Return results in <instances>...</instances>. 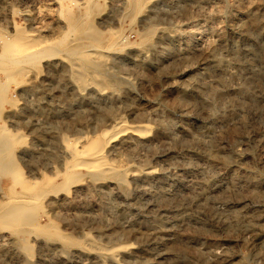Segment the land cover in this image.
<instances>
[{
  "label": "rangeland",
  "instance_id": "obj_1",
  "mask_svg": "<svg viewBox=\"0 0 264 264\" xmlns=\"http://www.w3.org/2000/svg\"><path fill=\"white\" fill-rule=\"evenodd\" d=\"M0 68V264H264V0H0Z\"/></svg>",
  "mask_w": 264,
  "mask_h": 264
},
{
  "label": "bare ground",
  "instance_id": "obj_2",
  "mask_svg": "<svg viewBox=\"0 0 264 264\" xmlns=\"http://www.w3.org/2000/svg\"><path fill=\"white\" fill-rule=\"evenodd\" d=\"M129 1V0H128ZM158 1V0H157ZM90 2V1H89ZM88 2V3H89ZM129 4V3H128ZM138 8V7H137ZM143 8V7H142ZM88 11V10H87ZM88 13V12H87ZM71 14L69 13V16H70ZM73 15V14H72ZM89 19V18H88ZM69 29V28H68ZM67 30V29H66ZM73 30V29H72ZM22 35V34H21ZM70 37V36H69ZM8 40H10V39H8ZM7 40V41H8ZM42 42V41H41ZM6 44H7V46L9 45L10 47L12 46V41H9V42H5ZM40 43V42H39ZM38 43V44H39ZM62 43V42H61ZM6 44H4V47H5V45ZM37 44V45H38ZM36 44L35 45H33V46H37ZM75 45H77V44H75ZM23 46H25V45H23ZM31 46V45H30ZM83 46V45H82ZM85 46V45H84ZM32 47V46H31ZM31 47H26V49L27 50H24V51H26L24 54H25V57H26V61L27 60H29V59H27L28 57L30 58H32V56L35 54V51L33 52V51H31ZM78 47V46H77ZM93 47V46H92ZM2 48V47H1ZM7 48V47H6ZM37 48V47H36ZM78 48H80V47H78ZM94 48V47H93ZM150 48V47H149ZM5 49V48H4ZM3 49V50H4ZM7 49H9V48H7ZM7 49H5V50H7ZM35 49V48H34ZM38 49V48H37ZM70 49V48H69ZM72 49V48H71ZM11 49H9V50H7V51H10ZM68 50V49H67ZM80 50H82V48L80 49ZM79 50V51H80ZM41 52V51H40ZM63 52V51H62ZM11 53V52H10ZM68 53H70V55H73V54H76V53H78V49L76 48V47H73V49L72 50H70ZM64 54H65V52H64ZM67 54V53H66ZM65 54V55H66ZM144 54V53H143ZM68 55V54H67ZM6 56V55H5ZM4 56V57H5ZM20 56V55H19ZM18 56V57H19ZM22 56V55H21ZM10 58V57H9ZM25 58H23V60H24ZM7 60V59H6ZM9 60V59H8ZM7 60V61H8ZM17 62V61H16ZM11 63V62H10ZM28 63V62H27ZM5 64V63H4ZM18 64V63H17ZM26 64V63H25ZM89 65V64H88ZM14 66V65H13ZM12 66V67H13ZM17 66V65H16ZM81 66H84V65H81ZM89 66H92V65H89ZM14 68V67H13ZM82 68V67H81ZM1 69V68H0ZM6 69V68H5ZM83 69H84V67H83ZM92 70V69H91ZM247 70V69H246ZM78 71H81V70H78ZM86 72V71H85ZM83 73V75L84 74H86V73ZM91 72V71H90ZM245 72V71H244ZM250 72V71H249ZM77 76V75H76ZM73 77V76H72ZM80 77V76H79ZM249 78V77H248ZM251 80V79H250ZM93 82V81H92ZM255 84V83H254ZM247 92H249V91H247ZM219 96V95H218ZM260 104V103H259ZM256 107V106H255ZM241 112V111H240ZM111 117V116H110ZM120 120V119H119ZM145 130V129H144ZM4 133V132H3ZM139 135V134H138ZM8 136L9 135H7V139H8ZM3 138V137H2ZM1 138V139H2ZM10 140V139H9ZM83 143V142H82ZM107 142H105V141H102V139H100L99 137H94V138H90V139H88L87 140V142H86V144L84 145V147H83V151H81V153H78V156L81 154V155H83V158L85 157V160L83 161L82 159H80V160H75L76 162H78L79 163V161H81V162H83L84 163V165H86L85 164V162H88V164L90 163L91 165V167H95V168H100V167H102L103 169H106V168H109L108 167V165H107V163L105 162V160L103 159V154H104V147H105V144H106ZM6 145V144H5ZM70 145V147L73 149V150H76V147L74 146V143H71V144H69ZM124 145V144H123ZM137 145V144H136ZM109 146V145H108ZM131 146V145H130ZM218 147V146H217ZM216 147V148H217ZM1 148V147H0ZM1 150V149H0ZM212 150V149H211ZM210 151V150H209ZM1 152V151H0ZM215 153V152H214ZM2 155H3V153H2ZM117 157V156H116ZM116 160V159H115ZM240 160V159H239ZM127 162V161H126ZM71 163H72V161H71ZM123 163V162H122ZM70 164V163H69ZM88 166V165H87ZM89 167V166H88ZM122 168V167H121ZM153 169V168H152ZM166 171V170H165ZM113 173H114V175H117V176H120V177H122V179L124 178V175H123V173L124 172H122V171H120V170H114L113 171ZM97 175V174H96ZM11 176V175H10ZM183 176V175H182ZM93 177V176H92ZM99 177V176H98ZM196 177V176H195ZM83 178V177H82ZM192 179V178H191ZM79 180V179H78ZM231 181V180H230ZM23 183V182H22ZM184 184V183H183ZM65 185V184H64ZM60 186V185H59ZM65 186H67V185H65ZM145 186V185H144ZM10 188V187H9ZM50 188V187H49ZM235 188V187H234ZM61 189H63V188H61ZM102 189V188H101ZM78 190V189H77ZM157 190V189H156ZM208 190V189H207ZM33 192V191H32ZM36 192V191H35ZM73 192V191H72ZM54 193V192H53ZM57 193V192H56ZM55 193V194H56ZM41 194H43V193H41ZM125 194V193H124ZM156 194V193H155ZM161 195H162V193H161ZM210 195V194H209ZM17 196V195H16ZM169 196V195H168ZM180 196V195H179ZM200 196V195H199ZM23 197V196H22ZM37 197V196H36ZM42 197H44V196H42ZM10 198H12V196L10 197ZM33 198V197H32ZM157 198V197H156ZM29 199V198H28ZM40 199V198H39ZM145 199H147V198H145ZM15 200V199H14ZM32 200V199H31ZM151 200V199H150ZM159 200V199H158ZM161 200V199H160ZM187 200V199H186ZM214 200V199H213ZM19 202V201H18ZM14 203V202H13ZM17 203V202H16ZM10 204V203H9ZM8 204V205H9ZM18 204H16V206H17ZM137 205V204H136ZM15 206V205H14ZM141 206V205H140ZM5 207V206H4ZM10 207V206H9ZM186 209V208H185ZM123 215V214H122ZM149 217V216H148ZM128 219V218H127ZM168 221V220H167ZM159 229V228H158ZM157 229V230H158ZM151 231H153V230H151ZM23 248H27V249H29V251L31 250V245L28 243V242H24V244H23V246H22ZM122 247V246H121ZM30 253V252H29ZM115 253V252H114ZM113 254V253H112ZM116 254H117V251H116ZM111 256V255H110ZM68 258V257H67ZM111 258V257H110ZM61 259V258H60ZM57 260V259H56ZM102 264V263H101Z\"/></svg>",
  "mask_w": 264,
  "mask_h": 264
}]
</instances>
